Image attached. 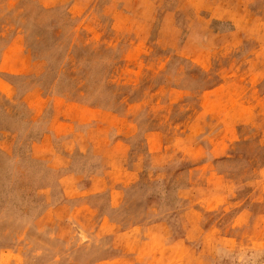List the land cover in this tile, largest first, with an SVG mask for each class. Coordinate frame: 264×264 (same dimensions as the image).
Masks as SVG:
<instances>
[{"label":"rangeland","instance_id":"obj_1","mask_svg":"<svg viewBox=\"0 0 264 264\" xmlns=\"http://www.w3.org/2000/svg\"><path fill=\"white\" fill-rule=\"evenodd\" d=\"M0 264H264V0H0Z\"/></svg>","mask_w":264,"mask_h":264}]
</instances>
